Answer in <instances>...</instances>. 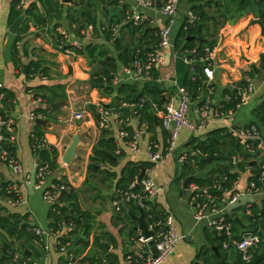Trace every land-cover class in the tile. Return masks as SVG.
Masks as SVG:
<instances>
[{
    "label": "crops",
    "instance_id": "crops-1",
    "mask_svg": "<svg viewBox=\"0 0 264 264\" xmlns=\"http://www.w3.org/2000/svg\"><path fill=\"white\" fill-rule=\"evenodd\" d=\"M16 1L0 0L2 9L0 17V82L3 83L9 96L7 101H3V109L5 116L14 122L16 128L15 139L9 143L12 146L11 152L24 169L34 175L38 170L40 159L39 154L33 147L32 135L38 131V126H40L48 146L55 147L59 151L58 169L47 176L46 185L51 187L55 184L54 180L66 179L75 188L82 190L80 194L81 207L84 210L93 212L96 216V225L89 238L90 245L83 248L81 245L75 244L73 247L75 254L86 257L96 254L94 264L100 258L106 261L105 257L107 256H112L113 264H127L126 257L134 248L133 241L141 236V231L137 230L139 224L133 220L131 213L139 216L140 210L139 206L135 204H132L134 206L124 205L131 222L125 214L114 212L112 201L118 191L117 182L122 177V169L129 162H137L140 166L143 162H150L145 151L146 145L151 141L166 144L169 132L164 127L162 119L155 108H153V111L156 113V123L153 127L146 123H140L133 108L127 127L133 130L137 126L145 125L146 133L140 141L141 150L132 152L126 144L122 143L119 138L120 126L118 120L113 118L109 129L116 141H120L121 145L117 148L118 151L125 150V155L119 160L117 166H111L102 161L97 165V171H90L89 165L94 147L102 136L97 114L102 108H105L104 105L112 102V96L105 94L101 87L91 84L92 70L96 66L92 65L88 58L62 50L55 45L58 37L57 33L63 34L66 45L73 46L72 42L75 41L82 42L83 48L90 42L104 44L110 50L109 55L117 58L119 50L116 44L106 40L104 32L105 28L119 24L127 12L132 10L139 12L151 27L170 26L171 39L175 40L180 28L188 19L187 13L190 10L192 11L193 5L190 0H181L177 14L170 18L164 17L152 9L140 7L134 0H120L119 2L95 0L94 9L96 10L98 27L92 25L95 29V36L85 38L83 31H79L77 25L68 18L69 8L75 6L74 0L69 3L64 0H57L56 8H62L64 11L62 16L49 18L47 23L40 25L26 11L33 3H37L40 11L45 12L44 3L42 4L39 0H30L25 5V9L20 11L21 17L11 20L12 6ZM156 1L159 5H162L164 0ZM201 5L203 6V4ZM207 11L210 14H216L213 8L207 7ZM256 18L259 17L254 13H249L235 22L227 21L219 28L218 46L215 54L214 105L223 101L227 94L226 90L230 88L231 80L250 76L249 73L254 70L253 65H256L259 69L261 55L264 53V34L262 26L253 23ZM27 22L29 27L26 29ZM58 23V27L54 29V25ZM127 25L129 27H126ZM127 25L120 27L116 33L113 32L114 36L124 43H129L135 38L132 35L131 25ZM89 26L85 25L84 30L88 32L87 27ZM135 36H138V34ZM18 42L21 45H18ZM185 52L180 50L176 54L172 50H166L162 64L154 68L158 73L156 79L150 74L151 71L147 72L144 77L137 79L124 71L125 66L121 62H118L119 70L115 77L119 78L118 83L133 81L138 82L142 87L157 86L163 90L167 101L171 95L175 94L177 84L184 86L185 77L188 74H196V69H192L184 61ZM37 58L45 60L48 73L43 75L37 72L27 75L29 63ZM26 65L28 66L27 72L24 71ZM256 75L258 74L256 73ZM43 84L50 86L64 84L68 99L60 110L53 109L51 106L53 111H50L51 108L48 109L50 111L48 116L44 115L42 118L32 119L30 117L32 110L35 111L39 107L47 108L43 99L38 104L33 103L34 99L42 98L40 95L35 97L33 88ZM200 98H204V95ZM256 99L254 107L251 104H245L234 117L227 119L228 124L234 128L253 124L252 122L256 121L255 110L264 104V92L260 93ZM90 105H94L97 111L92 112L89 108ZM76 112H82L83 118L77 119ZM38 119H46L47 123L40 124L37 122ZM217 127H219V124L211 123L209 131ZM76 134H79L80 140L76 148V157L73 158L72 163L67 164L63 161V156ZM191 136L190 131H183L179 143L180 150L192 147L189 144ZM242 143L244 144L243 141ZM242 162L246 163V161ZM194 166L199 168L197 162ZM259 167L260 164L257 158L249 159L243 169H236L239 177L234 184V188L224 192L225 201L222 202L220 209L229 219H234L239 223V228H236L237 235L240 237H237L238 239L242 238L244 230H250L249 215L251 214V206L264 208V187L257 194L242 196L234 204L227 205V201L235 194L248 190L250 182L254 179ZM182 169V165L176 158L170 156L152 174L161 188V195L156 202L159 205L158 209H167L168 212H171L177 220L180 232L185 235V238L163 264H195L197 262L208 264L207 261L216 262L222 258L237 264L235 263L237 248L233 245L236 251L231 254L221 245V236L209 228L207 220L197 221L194 218L196 208L190 202L188 189L184 187L186 178L180 177L183 172ZM101 170H108L113 175L108 177ZM210 170L211 167L201 171L197 170L196 174L199 176L206 175ZM0 182H14L18 186L21 196L27 200V204L14 207L9 205L6 197L0 193V205L4 208L2 214L22 218L29 225L35 223L50 227V204L43 199L41 190L36 189L33 185H25L21 178L1 158ZM204 185L209 186L208 184ZM25 216L27 218L24 220L23 217ZM131 227L136 231L134 235L129 234ZM96 235L103 236L101 242L105 250L97 247L93 251V242ZM35 246L40 256L37 257L33 253L34 262L38 264H62L64 255L58 250L52 249L47 252L42 246L37 244Z\"/></svg>",
    "mask_w": 264,
    "mask_h": 264
},
{
    "label": "trees",
    "instance_id": "trees-1",
    "mask_svg": "<svg viewBox=\"0 0 264 264\" xmlns=\"http://www.w3.org/2000/svg\"><path fill=\"white\" fill-rule=\"evenodd\" d=\"M44 3L45 12L40 11L37 3H33L26 13L34 19L38 25L47 23L49 18L60 17L63 14V9L56 8L57 0H39ZM119 2L120 0H113ZM192 3V11L196 18L193 21L186 19L182 27L180 28L174 43L177 51L185 52L189 49L197 48L199 57L205 55L207 48H215L218 46V34L219 28L227 21L235 22L238 19L245 17L249 13H254L264 23V0H190ZM75 6H72L68 10V18L70 21L77 25V29L84 30L85 25H94L98 27L96 10L94 9L95 0H74ZM203 4V6L201 5ZM17 1L12 6L11 20H16L21 17V12L16 8ZM208 8H213L216 14H210L207 11ZM77 9V10H76ZM58 24L54 25V29L58 27ZM29 27L28 22L26 23V29ZM126 27H129L128 25ZM132 35L135 37L131 42L124 43L121 39H117L114 36L112 30L107 28L105 30V38L107 41H112L116 44L119 50L117 58L110 56V50L106 45L99 44L96 42H90L82 49L75 48L72 45H66L64 42V36L61 33H57V40L55 45L60 49L69 51L76 55H83L90 63L96 68L92 70L91 84L100 86L103 92L107 95L112 96V102L104 107L110 111L119 113L122 117H131L133 108L128 105L137 104L134 108L136 116H138L140 123H146L150 127H153L156 123V113L153 111V103H156L159 107H162L166 102L163 90L157 86H140L138 82H120L113 84L112 80L116 76L119 70L118 62H121L125 67L131 65L137 57L146 58L147 55L154 51L158 47L159 42V30L158 28L151 27L149 24L144 22L139 26L131 25ZM138 34V36H135ZM189 36H194V40H188ZM204 38L205 41L200 42L199 38ZM27 53V50H26ZM45 60L37 58L29 63V69L27 75L30 73H41L43 75L48 73V68L45 65ZM150 74L153 78H157L158 73L153 69ZM252 78L256 76L254 70L249 73ZM258 75H264V53L261 55L260 65L258 69ZM184 87L190 93L193 101H198L199 97L207 93V86L205 83V76L203 75L202 68L196 67L195 75H187L184 79ZM4 101L9 99V96L5 89ZM35 97L42 96L43 101L46 103L47 108L39 107L35 110L37 113H41L45 116L49 115L52 110V104L54 102H65L68 99L65 85H39L33 88ZM227 93H232L231 89L226 90ZM234 94V93H233ZM145 103L141 106L138 104L141 101ZM239 102L238 98H233L231 102L227 104L228 107H235ZM124 104H127L125 106ZM51 108V109H50ZM92 112H96L97 108L94 105L89 106ZM50 109V111H48ZM256 124L262 134H264V104L259 106L255 110ZM126 129L132 131L131 128ZM36 138L42 140L44 138V132L41 127L38 126L36 132ZM190 144H194L195 147L200 148L203 151V157L195 158V163L199 165V168H195L192 158L183 162L182 175L180 177L187 178L188 176L194 175V182H198L202 185L208 184L212 188L214 184L219 185L220 188L215 189V193L222 200L224 199V192L226 190H232L235 182L238 180L239 173L236 169H243L247 164L244 162L234 163V158L245 153V146L242 141L235 136L234 133L228 131L225 128H216L207 132V137L204 140L197 138L193 139ZM197 143V144H196ZM9 151H12V146L9 142L5 146ZM120 144L116 141L115 137L112 136L110 129L102 130V136L98 143L94 147V153L91 157L89 165L90 171H97V165L104 161L111 166H117L119 160L125 155V150L118 151L117 148ZM39 154L40 164L38 168L47 162L50 166L51 171L58 169V156L59 151L55 147H48L36 150ZM248 157V156H247ZM142 167H152L151 162H143ZM211 170L206 174L199 176L196 174L197 170H203L210 168ZM213 167V168H212ZM110 177L113 175L108 170H101ZM141 172V166L137 162H129L122 169V177L117 182V190H127L130 185L138 179ZM115 175V174H114ZM256 178V176L254 177ZM64 179V178H63ZM55 184L51 188L52 190L58 188L63 183H67L65 180L56 179L53 181ZM1 183V182H0ZM12 183H1L0 193H2L6 199L9 196L14 195L8 193L9 186ZM54 187V188H53ZM135 192H140L141 188L134 187ZM82 190L70 186L68 190H61L59 192L60 203L56 204L55 207L59 211H51V222L50 228L55 231L64 230L67 225L73 224V228L69 230L74 245H81L83 248H87L89 243L90 235L92 234L96 222L95 214L89 210H84L80 204V194ZM133 203H128L131 206ZM134 206V205H132ZM158 204L153 205L154 212L161 214L162 209H158ZM4 208L0 205V264H35L32 254L35 253L38 256L37 248L34 244L36 236L31 230V226L24 222L22 218H16V216L9 217L8 214H2ZM123 215L130 220L131 219L122 207L121 212ZM24 220L27 218L23 217ZM251 221L250 230H244L242 234H258L262 238L260 246L256 251L261 252L262 243L264 241V208H257L251 206V214L249 215ZM123 221V219H121ZM126 223V221H124ZM233 226V238L238 240L240 238L237 234L236 228H239V223L230 219ZM135 230L133 227L129 229V234L134 235ZM109 235V234H108ZM76 237V238H75ZM238 237V238H237ZM102 235H96L93 242V251L99 247L105 250L102 244ZM221 245L224 246V242L227 241L228 246H224L231 254L236 249L232 245V240L226 236L221 237ZM106 252V251H105ZM98 259L96 264H113L112 256ZM93 263L90 256L86 257ZM207 261V260H206ZM208 264H233L231 260L221 259L216 262H209ZM195 264H199L198 262ZM258 264H264V259Z\"/></svg>",
    "mask_w": 264,
    "mask_h": 264
},
{
    "label": "built area",
    "instance_id": "built-area-1",
    "mask_svg": "<svg viewBox=\"0 0 264 264\" xmlns=\"http://www.w3.org/2000/svg\"><path fill=\"white\" fill-rule=\"evenodd\" d=\"M30 0H17L16 8L19 11L25 9V5ZM136 4L143 8L152 9L164 17H174L179 8L181 0H164L160 6L156 0H134ZM2 9L0 5V17ZM188 19L193 21L196 16L193 11H188ZM145 22V18L139 12L132 10L126 13L119 24H114L109 27L112 32L116 31L127 24L139 26ZM159 30L158 47L150 52L146 58L137 57L134 62L126 66L124 71L133 75L135 78L144 77L147 72L159 67L164 60V53L166 50H172L177 54L174 40L171 39V27L168 25L156 27ZM107 29V28H105ZM83 30L85 38L95 36V29L92 25ZM89 34V35H88ZM90 38V39H92ZM73 46L78 49L83 48V43L79 41L72 42ZM18 45H21L18 42ZM217 47L211 49L207 48L205 55L199 57L197 48L189 49L184 53V61L190 65L192 69L197 66L202 68L205 76V83L207 86V93L204 98L198 101H193L190 93L184 86L177 84L175 94L159 107L153 103V108L162 119L164 127L169 132L166 144H161L158 141H151L146 145V154L152 167L146 169V176L140 182V192L133 190L136 187V182L132 183L127 190H118L116 197L112 201V209L114 212H121L122 207L128 203H133L146 212V220L149 230L153 232L148 239L139 236L135 238L134 248L127 255V264H163L167 258L175 251L176 247L185 238L178 227L175 216L162 210L161 214H156L153 210V205L157 202L161 195V188L153 177V171L164 164L166 159L174 156L176 160L182 164L192 158L195 164V158L203 157V151L200 148L191 144V148L180 150V139L184 130L191 132V141L195 138L204 140L209 132V125L211 123L219 124L217 128H225L239 137L245 146V153L239 157L234 158V163L248 161L249 159H258L260 164L259 170L245 192L235 194L227 201L228 204H234L246 194L254 195L262 191L264 187V134L260 131L256 124H251L245 127L234 128L228 124L227 119L235 116L237 111L245 104L254 100L264 92V75H256L254 78L247 75L242 79L230 81V88L232 93H227L222 102L217 105L213 104V95L215 92L214 82L216 79L215 71V54ZM258 74V73H257ZM257 77V78H256ZM114 84L119 82L118 77L112 80ZM4 85L0 82V158L5 161L12 171L21 178L25 185H33L36 189H40L43 199L50 204V210L59 212L55 207L60 203L59 192L61 190H68L71 183H63L58 188L52 190L46 185V178L52 172L47 162L40 166L37 172L32 175L28 170L24 169L18 159L5 146L6 143H11L15 139L14 122L5 116L3 109V101L5 98ZM234 93V94H233ZM233 98H238L239 102L235 107H228L227 104ZM42 102V98L34 99L33 103L38 104ZM145 101H141L139 106L143 105ZM127 106V104H124ZM136 108L137 104L128 105ZM99 127L101 130L109 129L112 124V119L118 120L120 126L119 134L122 143L126 144L132 152H139L141 150L140 141L142 136L146 133L145 125L137 126L132 131L126 129L130 121V117H122L119 113L110 111L106 108L100 110ZM136 113V111H135ZM77 119L83 118L82 112H76ZM30 117L32 119L42 118L43 114L31 111ZM33 147L35 150L48 148L46 139L41 141L36 138V133L32 135ZM120 144V141H117ZM190 144V143H189ZM197 144V143H196ZM121 145V144H120ZM248 156V157H247ZM254 176V177H255ZM52 187V186H51ZM54 188V187H53ZM220 188L219 185L214 187L202 185L198 182L192 181L188 186L190 202L196 208L194 218L197 221L207 220L210 229L216 231L221 237L226 236L232 240L237 250L241 252L244 261H251L254 258L256 249L260 246L262 238L258 234H243L241 239L235 240L233 238V226L230 219L222 213L220 206L224 199H220L215 193V189ZM8 193L14 195L7 197V202L11 206H22L27 204V200L20 194L18 186L13 182L9 186ZM250 212V210H249ZM31 230L36 236L34 243L42 246L47 252L52 249L58 250L64 255L62 264H92L86 259V256H78L73 249L74 241H72L69 230L73 228V224L67 225L64 230L55 231L53 228L44 227L39 224H30ZM228 242H224V246H228ZM153 245V246H152ZM153 247V248H152ZM154 249V250H153ZM35 264H38L35 262Z\"/></svg>",
    "mask_w": 264,
    "mask_h": 264
},
{
    "label": "water",
    "instance_id": "water-1",
    "mask_svg": "<svg viewBox=\"0 0 264 264\" xmlns=\"http://www.w3.org/2000/svg\"><path fill=\"white\" fill-rule=\"evenodd\" d=\"M65 2H72L73 0H64ZM161 6V4H160ZM20 21V20H19ZM18 21V22H19ZM17 22V23H18ZM253 23H258L262 26V29H263V34H264V23L262 22V20L260 18H256ZM131 25V24H130ZM188 40H194L195 37L194 36H189L187 38ZM200 39V42L202 43L203 41H205L204 38H199ZM182 51V50H181ZM27 69H28V66L26 65L25 68H24V71L27 72ZM253 69L255 70L256 73H258V68L256 65H253ZM97 87H100V86H97ZM64 104V102H54L52 104V107L53 109H56V110H60L61 106ZM100 113L97 114V117L98 119H100ZM38 123L40 124H46L47 123V120L46 119H38L37 120ZM79 134H76L74 137H73V141L72 143L66 148V152L63 156V161L67 164H70L72 163L73 161V158L76 157V148L79 144ZM146 176V168L142 167L141 166V172L138 176V182H137V185L136 187L137 188H140V182L141 180ZM195 176H189L188 178H186L185 182H184V187L187 189L189 184L194 180ZM139 210H140V215L139 216H136L134 215L133 213H131L132 217H133V220L136 221L139 225L137 227V230H140L141 231V236L148 239L152 236L153 232L151 230H149L148 228V224L146 222V212L143 208H140L139 207ZM236 254H237V260L235 263L237 264H258L261 260L264 259V241H263V250H261V252H258L256 251L255 252V255H254V258L247 262V261H244L242 259V255H241V252L239 250L236 251ZM91 259L93 262H95L96 260V254H93L91 256Z\"/></svg>",
    "mask_w": 264,
    "mask_h": 264
},
{
    "label": "rangeland",
    "instance_id": "rangeland-1",
    "mask_svg": "<svg viewBox=\"0 0 264 264\" xmlns=\"http://www.w3.org/2000/svg\"><path fill=\"white\" fill-rule=\"evenodd\" d=\"M257 99L255 98L254 100L250 101L248 104H251L252 107L256 105Z\"/></svg>",
    "mask_w": 264,
    "mask_h": 264
}]
</instances>
